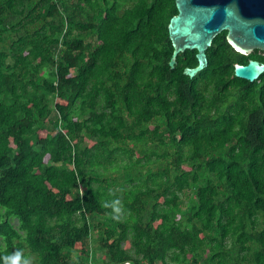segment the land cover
I'll list each match as a JSON object with an SVG mask.
<instances>
[{"label":"trees","instance_id":"1","mask_svg":"<svg viewBox=\"0 0 264 264\" xmlns=\"http://www.w3.org/2000/svg\"><path fill=\"white\" fill-rule=\"evenodd\" d=\"M177 14L0 0V264H264V91L226 32L172 70Z\"/></svg>","mask_w":264,"mask_h":264},{"label":"water","instance_id":"2","mask_svg":"<svg viewBox=\"0 0 264 264\" xmlns=\"http://www.w3.org/2000/svg\"><path fill=\"white\" fill-rule=\"evenodd\" d=\"M178 14L168 25L173 54L169 66L176 68L177 58L187 51H196L198 65L186 68L184 75L195 78L207 69V51L214 40L227 33L232 49L249 56L255 50L264 52V0H175ZM264 74V65L251 61L236 65V78L250 83Z\"/></svg>","mask_w":264,"mask_h":264},{"label":"flooded vegetation","instance_id":"3","mask_svg":"<svg viewBox=\"0 0 264 264\" xmlns=\"http://www.w3.org/2000/svg\"><path fill=\"white\" fill-rule=\"evenodd\" d=\"M245 57H246V60H247V63L246 64H241L240 62H238V63H235L234 66H236V65L247 66L249 64V62H251V61L258 62L259 64L264 65V52L255 50V51H253L251 53V55L245 56ZM240 60H244V59H240ZM261 77H264V74L261 75L257 81H259V83L262 86L261 87V91H264V82L260 81ZM242 81H246V80H242ZM246 82H248V81H246ZM248 88L249 89L248 90H245L244 93L246 95L253 94V93L250 92V90L252 88H250V87H248ZM253 89H254V87H253ZM236 95H237L236 89L232 88L231 89V96H230V99H229V102H230V104H231L232 107H234L233 105L236 104ZM262 107L264 109V100L262 101Z\"/></svg>","mask_w":264,"mask_h":264},{"label":"rangeland","instance_id":"4","mask_svg":"<svg viewBox=\"0 0 264 264\" xmlns=\"http://www.w3.org/2000/svg\"><path fill=\"white\" fill-rule=\"evenodd\" d=\"M14 224L17 225L18 223L16 221H14ZM18 264H33V258L32 257H28L26 260H19Z\"/></svg>","mask_w":264,"mask_h":264},{"label":"clouds","instance_id":"5","mask_svg":"<svg viewBox=\"0 0 264 264\" xmlns=\"http://www.w3.org/2000/svg\"><path fill=\"white\" fill-rule=\"evenodd\" d=\"M126 264H130V263H126Z\"/></svg>","mask_w":264,"mask_h":264}]
</instances>
